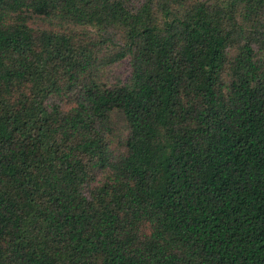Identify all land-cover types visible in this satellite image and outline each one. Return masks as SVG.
<instances>
[{"label":"trees","instance_id":"trees-1","mask_svg":"<svg viewBox=\"0 0 264 264\" xmlns=\"http://www.w3.org/2000/svg\"><path fill=\"white\" fill-rule=\"evenodd\" d=\"M0 264H264V0H0Z\"/></svg>","mask_w":264,"mask_h":264},{"label":"rangeland","instance_id":"rangeland-1","mask_svg":"<svg viewBox=\"0 0 264 264\" xmlns=\"http://www.w3.org/2000/svg\"><path fill=\"white\" fill-rule=\"evenodd\" d=\"M104 73L107 77V80L114 81L115 78L123 79L128 73V64L126 60H121L112 64L110 67L104 70ZM125 134V129L123 128V123L119 120H116L113 127V137H112V146L117 148L119 142L123 139Z\"/></svg>","mask_w":264,"mask_h":264}]
</instances>
